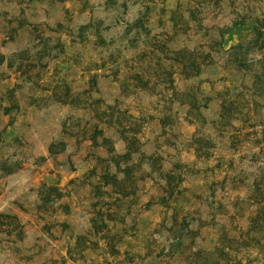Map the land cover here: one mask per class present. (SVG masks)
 <instances>
[{
  "label": "rangeland",
  "instance_id": "1",
  "mask_svg": "<svg viewBox=\"0 0 264 264\" xmlns=\"http://www.w3.org/2000/svg\"><path fill=\"white\" fill-rule=\"evenodd\" d=\"M263 36L264 0H0V264H264Z\"/></svg>",
  "mask_w": 264,
  "mask_h": 264
},
{
  "label": "trees",
  "instance_id": "2",
  "mask_svg": "<svg viewBox=\"0 0 264 264\" xmlns=\"http://www.w3.org/2000/svg\"><path fill=\"white\" fill-rule=\"evenodd\" d=\"M260 32L258 31L257 32V37L255 38V42L258 43V39L260 37ZM262 43L259 44L260 47L264 48V36H263V40L261 41ZM257 198H256V203L258 204L259 208H264V188H260L258 185H257ZM258 219V215H255L253 217V220H257Z\"/></svg>",
  "mask_w": 264,
  "mask_h": 264
}]
</instances>
